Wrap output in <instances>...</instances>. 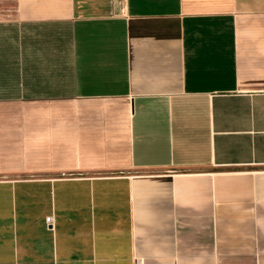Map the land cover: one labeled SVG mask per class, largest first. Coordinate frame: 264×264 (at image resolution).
Segmentation results:
<instances>
[{"label": "crops", "instance_id": "obj_1", "mask_svg": "<svg viewBox=\"0 0 264 264\" xmlns=\"http://www.w3.org/2000/svg\"><path fill=\"white\" fill-rule=\"evenodd\" d=\"M3 5L0 264H264V0Z\"/></svg>", "mask_w": 264, "mask_h": 264}, {"label": "rangeland", "instance_id": "obj_2", "mask_svg": "<svg viewBox=\"0 0 264 264\" xmlns=\"http://www.w3.org/2000/svg\"><path fill=\"white\" fill-rule=\"evenodd\" d=\"M1 8H3V11H2V9H1V11H0V12H1L2 14H4V15H5V14H6V12H8V11H7V9H6V6H5V5H3V6H1Z\"/></svg>", "mask_w": 264, "mask_h": 264}, {"label": "built area", "instance_id": "obj_3", "mask_svg": "<svg viewBox=\"0 0 264 264\" xmlns=\"http://www.w3.org/2000/svg\"><path fill=\"white\" fill-rule=\"evenodd\" d=\"M51 220H52L51 218H48V219H47V221H48L49 223L51 222Z\"/></svg>", "mask_w": 264, "mask_h": 264}]
</instances>
